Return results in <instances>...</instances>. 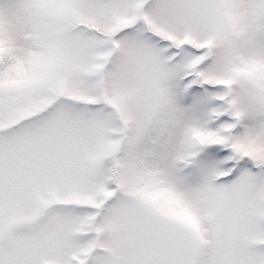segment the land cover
<instances>
[{
  "label": "snow or ice",
  "instance_id": "snow-or-ice-1",
  "mask_svg": "<svg viewBox=\"0 0 264 264\" xmlns=\"http://www.w3.org/2000/svg\"><path fill=\"white\" fill-rule=\"evenodd\" d=\"M0 264H264V0H0Z\"/></svg>",
  "mask_w": 264,
  "mask_h": 264
}]
</instances>
